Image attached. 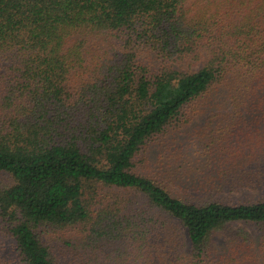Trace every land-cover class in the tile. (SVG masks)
<instances>
[{
	"label": "trees",
	"instance_id": "1",
	"mask_svg": "<svg viewBox=\"0 0 264 264\" xmlns=\"http://www.w3.org/2000/svg\"><path fill=\"white\" fill-rule=\"evenodd\" d=\"M0 174V264H264V0H0Z\"/></svg>",
	"mask_w": 264,
	"mask_h": 264
},
{
	"label": "rangeland",
	"instance_id": "2",
	"mask_svg": "<svg viewBox=\"0 0 264 264\" xmlns=\"http://www.w3.org/2000/svg\"><path fill=\"white\" fill-rule=\"evenodd\" d=\"M12 184H13V179L11 177H9L6 174H0V189L11 186ZM239 226L246 227L253 235H255V230H254V227L252 225L238 223V224L234 225L233 227L237 228ZM3 240H4V238H3L2 233L0 231V242ZM58 246L60 247L61 245L59 244Z\"/></svg>",
	"mask_w": 264,
	"mask_h": 264
}]
</instances>
